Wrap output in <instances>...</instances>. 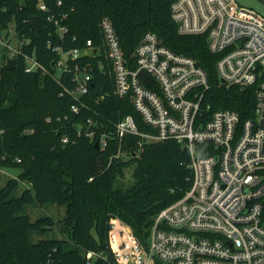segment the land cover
Returning <instances> with one entry per match:
<instances>
[{"label":"trees","instance_id":"obj_1","mask_svg":"<svg viewBox=\"0 0 264 264\" xmlns=\"http://www.w3.org/2000/svg\"><path fill=\"white\" fill-rule=\"evenodd\" d=\"M174 1L0 0V32L14 23L20 37L31 38L24 51L34 53L42 64L27 72L21 55L8 69L5 48L0 67V167L22 168L20 180L31 184L20 195L16 179L0 188V264H119L108 239L110 221L122 218L146 242L155 215L192 186L189 152L173 139L141 144L139 136L127 135L120 145L113 139L102 149L78 135V126L96 115L115 123L131 114L140 130L150 127L129 97L114 94L112 77L98 70L94 87L84 97L90 108L73 113L71 106L77 100L67 92L61 94L54 45L83 47L90 38L101 43L100 22L108 17L131 58L151 31L172 51L194 58L205 69L210 84L204 102L212 109L235 110L242 120L255 116L257 85L222 83L216 67L221 54L209 49L206 33L178 31L171 15ZM56 21L68 27L64 41L56 34ZM64 134L68 142L63 141ZM127 167L133 168V183L119 186L116 180ZM34 201L65 205L66 215L62 220L51 215L31 220L27 208ZM55 228L62 238L47 234ZM34 232L39 239L33 240Z\"/></svg>","mask_w":264,"mask_h":264},{"label":"built area","instance_id":"obj_2","mask_svg":"<svg viewBox=\"0 0 264 264\" xmlns=\"http://www.w3.org/2000/svg\"><path fill=\"white\" fill-rule=\"evenodd\" d=\"M171 15L181 34L208 35L209 49L221 54L216 67L222 83L257 85L255 116L242 120L235 110L212 109L204 102L210 84L205 69L151 31L131 58L108 17L100 22L101 43L90 38L83 47L54 45L61 94L77 100L73 113L90 108L84 97L98 70L112 77L114 94L129 97L150 127L140 130L131 114L115 123L96 115L78 126V135L102 149L127 135L139 136L141 144L173 139L190 155L191 188L155 215L146 242L114 217L109 243L119 264H264V15L237 0H175ZM54 23L64 41L68 27ZM30 43L15 25L0 32V45L10 58L24 56L27 72L42 68L34 53L24 51ZM63 141H69L66 134Z\"/></svg>","mask_w":264,"mask_h":264},{"label":"rangeland","instance_id":"obj_3","mask_svg":"<svg viewBox=\"0 0 264 264\" xmlns=\"http://www.w3.org/2000/svg\"><path fill=\"white\" fill-rule=\"evenodd\" d=\"M12 26L14 27V23L12 24ZM5 51L6 49L2 45H0V67L3 64V54L5 53ZM132 170V167H127L125 170V175L122 178L117 179L116 184L123 187L131 185L134 179L132 175ZM20 172H22V168L0 167V188L5 185V183L9 179H16V181L18 182V189L16 190V195H20L25 189H31V184L29 181L20 180ZM27 212L29 213L31 220H35L38 217L45 215H51L56 219L62 220L66 215V206L58 203H45L44 205H40L36 201H34L28 205ZM120 220L122 221V223H125L131 227V225L124 221L122 218H120ZM47 234L58 238H62L64 236L58 228L49 231ZM133 234L137 237L134 231ZM39 237L40 236L36 232L33 233V240L39 239Z\"/></svg>","mask_w":264,"mask_h":264},{"label":"water","instance_id":"obj_4","mask_svg":"<svg viewBox=\"0 0 264 264\" xmlns=\"http://www.w3.org/2000/svg\"><path fill=\"white\" fill-rule=\"evenodd\" d=\"M237 2L243 6L255 9L256 11L264 15V1L262 0H237ZM33 19H34V22H33L34 26L37 28V30H39V25L37 23L36 17H34ZM6 65L8 69H13L16 65V58H9ZM140 76L146 83L150 85L154 84L150 76L146 74L144 71L140 72ZM261 124L264 125V115L261 119ZM95 145L96 147H99L97 142L95 143Z\"/></svg>","mask_w":264,"mask_h":264}]
</instances>
